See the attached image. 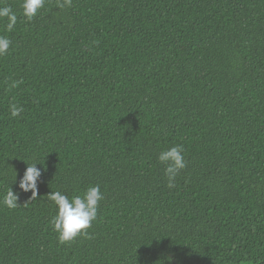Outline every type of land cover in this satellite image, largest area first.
Listing matches in <instances>:
<instances>
[{
  "label": "trees",
  "instance_id": "16d2710c",
  "mask_svg": "<svg viewBox=\"0 0 264 264\" xmlns=\"http://www.w3.org/2000/svg\"><path fill=\"white\" fill-rule=\"evenodd\" d=\"M21 4L0 0V199L19 192L0 264H264V0H45L31 21ZM97 184L87 234L59 243L47 194Z\"/></svg>",
  "mask_w": 264,
  "mask_h": 264
},
{
  "label": "clouds",
  "instance_id": "9594fccd",
  "mask_svg": "<svg viewBox=\"0 0 264 264\" xmlns=\"http://www.w3.org/2000/svg\"><path fill=\"white\" fill-rule=\"evenodd\" d=\"M45 0H22V15L31 21L33 17L44 7ZM71 5V0H56V7L63 9ZM7 18L6 31L11 32L16 23L17 15L11 7H0V19ZM11 45V40L6 35H0V56L5 55ZM16 86L15 82L12 84ZM23 111L21 106L10 105V116L15 118ZM158 161L165 164L164 175L168 179V187H174L177 174L186 167L183 156V146L176 145L159 153ZM38 163L27 164L21 177H19L18 188L24 193L31 192L29 200L38 197V180H41L43 169L38 168ZM17 173L15 177L16 182ZM104 198L100 185L89 186L82 194L74 195L71 198L60 191H50L47 199L56 206V215L53 216L50 224L57 234L58 242L61 244L71 242L79 235H86L87 229L96 220L99 202ZM19 192H14L10 187L6 194L0 199V205L9 209H15L19 204Z\"/></svg>",
  "mask_w": 264,
  "mask_h": 264
}]
</instances>
